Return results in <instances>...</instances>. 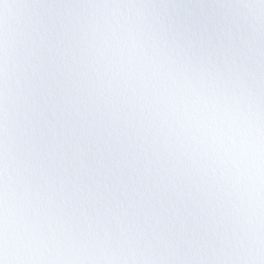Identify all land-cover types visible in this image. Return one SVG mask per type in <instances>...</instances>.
Returning a JSON list of instances; mask_svg holds the SVG:
<instances>
[{"label":"snow or ice","instance_id":"1","mask_svg":"<svg viewBox=\"0 0 264 264\" xmlns=\"http://www.w3.org/2000/svg\"><path fill=\"white\" fill-rule=\"evenodd\" d=\"M0 264H264V0H0Z\"/></svg>","mask_w":264,"mask_h":264}]
</instances>
